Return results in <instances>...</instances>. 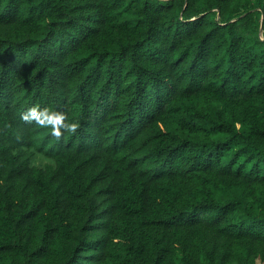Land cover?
Masks as SVG:
<instances>
[{"label": "trees", "instance_id": "trees-1", "mask_svg": "<svg viewBox=\"0 0 264 264\" xmlns=\"http://www.w3.org/2000/svg\"><path fill=\"white\" fill-rule=\"evenodd\" d=\"M0 264H264V0H0Z\"/></svg>", "mask_w": 264, "mask_h": 264}, {"label": "clouds", "instance_id": "clouds-1", "mask_svg": "<svg viewBox=\"0 0 264 264\" xmlns=\"http://www.w3.org/2000/svg\"><path fill=\"white\" fill-rule=\"evenodd\" d=\"M29 113L24 115L25 120L34 119L39 125H51V132L57 137L61 135V127L68 132H75L78 127L76 122L64 123V115L59 112H50L48 109L38 110L33 107L29 110Z\"/></svg>", "mask_w": 264, "mask_h": 264}]
</instances>
